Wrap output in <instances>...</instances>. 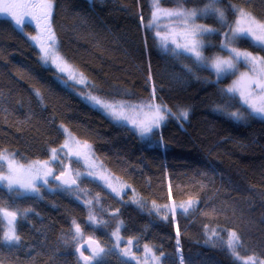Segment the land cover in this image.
Segmentation results:
<instances>
[{"label": "trees", "instance_id": "1", "mask_svg": "<svg viewBox=\"0 0 264 264\" xmlns=\"http://www.w3.org/2000/svg\"><path fill=\"white\" fill-rule=\"evenodd\" d=\"M51 2L56 48L87 82L73 84L45 66L22 31L31 27L19 28L0 15V153L10 152L25 164L44 160L62 143L64 126L90 144L105 170L127 189L117 197L88 178L71 187L78 193L42 188L40 196H20L0 186V207L17 213L13 222L20 237L16 245L2 242L0 215V263L85 264L77 248L86 237L97 247L112 248L111 233L119 221L120 235L152 246L162 264H180L181 257L183 264H240L226 249L228 231L239 237V255L264 261V120H234L217 110H241L238 99L224 90L230 76L209 81L210 70L190 56L164 51L146 25L154 0ZM205 3L159 0L163 8ZM217 7L225 12L226 24L214 16L198 19L219 30L205 36L212 43L204 50L209 56L227 53L223 34L237 9L264 21V0H219ZM236 46L264 57V47L249 39H238ZM85 94L131 103L155 97L174 115L143 139L89 105ZM182 110L188 111L187 120L176 118ZM190 200L193 209L167 214L168 219L154 208ZM90 213L96 224L88 221ZM74 222L85 238L80 244ZM83 255L90 258L88 251ZM105 256L95 264H121L116 253Z\"/></svg>", "mask_w": 264, "mask_h": 264}, {"label": "rangeland", "instance_id": "2", "mask_svg": "<svg viewBox=\"0 0 264 264\" xmlns=\"http://www.w3.org/2000/svg\"><path fill=\"white\" fill-rule=\"evenodd\" d=\"M30 2H32V0H0V15L10 17V19L15 23V19L20 18L24 12L35 11L34 9L24 7L26 3H30ZM155 2L156 0H154V4ZM154 4H153L154 12L152 14L151 20L146 25L148 26V28L153 29L156 40L158 41L159 46L164 51L169 52L174 55L184 54V55L190 56L191 60L194 62L195 65L200 66V67H205L208 70H210V72L212 73V77L208 78L209 81L218 82L224 79L225 77L230 76L229 82L224 85V90L230 96L238 99V102L241 106V110L236 109L233 111H228L222 107L217 108V110L220 109L219 111H221L223 114H226L232 119L234 118L230 114L235 112L240 117L239 121L241 120L244 121L247 117L250 116L249 113L251 112V108H249V106L244 103L245 98L249 100V103L255 104L257 107L264 105V90L257 88L255 83H250L249 80L242 79V76H241L242 73H248L249 77L254 76V74L250 71L249 65H246L244 62L241 61L237 64V67L232 71H228V72H225L219 75L216 73L215 69L211 66L213 60L216 57H220L221 59H228L230 53L226 49L227 53H222V54L216 53V54H212L211 56L207 55L204 50L206 47L212 45L211 42L205 39V36L208 34H206L203 38L204 46L201 49L203 57L206 58L205 60L197 61L196 57L192 53L187 52L184 49L183 45L187 43V40L185 39V36H184V31H185L184 21L180 17H176V16L169 17L165 13L168 11H182V10H191V9H199V8H191V9L185 8V7L163 8L159 6L160 10L157 11ZM9 13H12L14 15H10ZM251 16L253 17V15ZM253 18L258 23H264V21L262 20H258L255 17ZM23 19H24V25L28 24V26L31 27V31H27L24 28V25L22 27L21 26H18V27L22 29L24 28L22 31L27 35L31 43L38 49L42 63L44 64V58H46L48 61V66L53 67L58 73L65 75L68 78L69 82L76 84V85L86 84L87 81H86L85 76L80 71H78L74 66H72L67 61H65V59L59 54L56 48L55 37H54V41L49 40V36L53 35L52 32L45 33L44 30H42V27L44 26V24L40 23L39 26H37V21L32 20L29 16H24ZM198 19L199 17L195 19L196 24L203 25L209 28H213L211 26L204 24ZM238 19H240L239 12L236 11V17L233 23L231 24V26L229 27H233V28L236 27L235 22ZM241 26L247 27V24L243 23ZM226 32H229V28L227 29ZM32 37H36V39L33 40ZM223 38L225 42L226 37L224 34H223ZM237 40L230 43L229 48H237L238 50H240L236 46ZM249 40L252 43L258 45L254 40L252 39H249ZM177 45H181V47H177ZM251 54L253 56L261 57L260 54H256V53H251ZM58 65L59 67H64L66 70L60 71ZM256 78H259V77H256ZM229 88H235L236 91L230 93L227 91ZM242 92L244 93V96H241ZM92 97H96V96L91 95V94H85L84 96H82V98L89 105L96 108L98 111L104 114L109 120H111L112 122L116 124L124 125L130 128L136 135H138L140 138H143V139L147 138L150 135V133L142 137L140 127H138V125L147 123L152 118L153 113H152V110L148 107V105L150 104L151 105H162L157 102L155 97L151 101L146 102V103H131V102H124V101L109 102L99 97H96L100 101V103H97L95 100L92 99ZM104 105H111L112 108L104 107ZM114 113H119L120 114L119 118H117V115H115ZM255 119H259V118H255ZM234 120H237V119H234ZM162 124L163 122L161 123V125ZM160 126L158 128H154L153 130L159 129ZM62 130L64 133V138H63L62 143L58 147L53 148L50 151L48 158L44 160L31 161L25 164V163L19 162L15 158V156L10 152L5 151L3 152V154L10 158L14 166L18 167L21 178H27L31 176L35 179V183L39 187L40 193L42 191V188H46L49 190H60V189H63V187H66L67 189L68 188L71 189L70 192L72 193H78V190H76L75 188H71L69 184H67V186H61L60 184L55 183V179L53 178V177H56L57 174L62 173L63 170L67 166H69L71 169L73 179L77 183L82 178L92 179V180L99 182L101 185H103L109 192H111L115 196L121 197L122 194L126 191L127 186L123 182H121L119 179L112 176L108 171L105 170L100 160L96 158V156L93 154L91 145L85 141L78 139L66 127L63 126ZM53 150H55V153L53 152ZM53 155H55L56 157L55 159H53ZM8 163H9L8 160L0 161V164H2L3 166V171H0V176L7 175ZM74 163H79L81 168L75 167L73 165ZM49 170L51 171L52 175H46V173ZM44 181H47V183H44ZM52 182L54 184H52ZM0 186L7 189L4 186V184H0ZM113 189H115V191ZM18 191L20 192V194H17V191L15 192L17 195H20V196H23V195L40 196V194L35 195V194L25 193L22 189H19ZM74 197L79 202H82L88 205V203L82 200L81 196L76 195ZM187 202L188 201L177 203V202L170 201L168 204H166L169 207L175 208V211L171 213L170 215H173L177 211H181L179 209V205L187 204ZM192 202H193V206L191 209L195 207V202L194 201ZM156 208L160 209L159 212L156 210ZM156 208H155V211L162 215L169 214L162 206H157ZM88 221L93 224L97 223L96 218L90 221L89 216H88ZM2 222H3V236H4V234L9 231L10 225L8 223V220H6L5 218L2 219ZM75 225L77 224L76 223L74 224V227H73L74 232H75ZM12 227L15 228V234L17 235L14 222H13ZM117 227H119V233H118L119 241L117 240V236L113 235V233L116 232ZM121 227H122V222L119 221L115 229L112 231L113 233H111L113 245H112V248L110 249L114 248L115 249L114 253H116L117 255L119 253L120 255L118 256H120L121 258L133 264H162L161 263L162 256L156 253L152 246L147 245V244H140L134 238H123L120 235ZM215 233L218 234L217 231H215ZM225 233H226L225 243L228 244L229 240L231 239V233L233 232L228 231ZM76 237L78 238V240H81L79 244L85 240L81 231L79 232V234H76ZM89 238L90 237H86V239H89ZM16 244H11V245H16ZM6 245H9V244H6ZM145 246H147L148 249H151V251L147 252ZM101 248L102 246L97 247L95 250L89 251V256H90L89 261L88 262L83 261V262L85 264H95L96 262H98L97 260L92 259V256L95 252H97ZM102 249H104V253L102 254L103 259H104L106 257L105 255L108 254L109 249L108 248L106 249L102 248ZM123 253H127V256H123L122 255ZM233 256L240 264H244V262L248 261L249 258H253L256 261V264H262V262H264L262 259H259L255 256L243 257L239 255L237 251H235ZM153 257H157L158 259H155Z\"/></svg>", "mask_w": 264, "mask_h": 264}, {"label": "snow or ice", "instance_id": "3", "mask_svg": "<svg viewBox=\"0 0 264 264\" xmlns=\"http://www.w3.org/2000/svg\"><path fill=\"white\" fill-rule=\"evenodd\" d=\"M219 3V0H206V3L204 4V7L199 9H191V10H182V11H168L165 14L169 17H180L184 21L185 25V31L184 36L187 40V43L183 45L184 49L187 52L192 53L197 61H203L206 58L203 57L201 49L203 48V38L206 34H213L218 32L219 30L216 28H209L205 27L203 25H198L195 23V19L197 17H209L214 16L216 17L222 24H226L225 19V12L217 7V4ZM154 6L156 7L157 11H159V0H156ZM26 8L34 9L35 11L31 12H24L20 18L15 19V23L17 26H23L24 25V16H29L32 20L37 21V26H39L40 22L42 21L44 24L45 31H48L51 33V26H50V17L52 14V2L51 0H32L30 3H26L24 5ZM236 11L239 12V17L235 23L236 27H229V32H225L224 35L226 37V41L222 44V48L227 49L230 53L228 59H221L220 57H216L212 62V67L215 69L216 73L222 74L228 71H232L237 67V64L239 62H244L246 65L250 66V71L254 74L253 77H249L248 73H242V79H247L250 81V83H255L257 88H260L264 90V57H258L253 56L250 52L247 51H240L237 48H229V44L237 39H252L254 40L259 46L264 47V23H258L251 14L245 12L243 9H237ZM10 15H14L12 13H9ZM155 15V13H154ZM243 23L247 24V27L241 26ZM33 40L36 39V37H32ZM50 41H54V36H49ZM177 47H181V45H177ZM44 64L45 66H48V61L46 58H44ZM59 67V65H58ZM60 71H65L66 69L64 67H59ZM259 77V78H256ZM228 92H234L236 91L235 88H229L227 90ZM37 96H40V93L37 92ZM241 96H244V93H241ZM93 100H95L97 103H100V101L96 97H92ZM244 103L251 108V112L249 113L252 118H259L261 120H264V105L257 107L255 104L249 103V100L245 98ZM104 107L112 108L111 105H104ZM123 107V106H121ZM148 107L152 110V118L147 122L138 125L140 127L141 136H146L147 134L151 133L154 128H158L162 122H164L167 118V116L174 115L167 106L163 105H148ZM117 115V118H119V113H114ZM234 119L239 120L240 117L237 115V113L233 112L230 114ZM177 119H184L187 120L188 118V111L182 110L180 112V116L176 117ZM55 153V150H53ZM55 155H53V159H55ZM8 160V168H7V175L0 176V184H4V186L7 188L9 192L17 191V194H20L18 191L19 189H22L25 193L35 194L39 195V187L35 183V179L31 176L27 178H21L19 174V169L17 166H14L11 162L10 158L5 156L3 153H0V161ZM0 171H3V166L0 164ZM46 175H52L51 171L49 170ZM54 179H59V177H53ZM44 183H47V181H44ZM68 182L65 181V184ZM72 184H75V181L73 180L71 182ZM115 191V189H113ZM193 202L190 200L187 202V204H181L179 205V209L181 210V213H188L189 210L192 208ZM167 213L171 214L175 211L174 207H169L168 205L162 206ZM154 208H156L154 204ZM156 210L159 212V208H156ZM0 215L3 217H12L11 220L8 221L10 225V229L7 233L4 234L2 237V242L5 244H16L19 243L20 237L15 234V228L12 227L13 221L16 218L17 213L15 212H9L5 210L4 208L0 207ZM164 219H168V215H165L163 217ZM95 217L89 215V220H94ZM75 224V222H74ZM80 228L79 225H75V233L79 234ZM119 227H117V230L113 235L117 236V240L119 241ZM177 234H179V229H177ZM179 239H177V246L179 247ZM223 243V241H221ZM239 246V237L236 235L235 232L231 233V239L229 240L228 244L226 245V249L231 251L233 254L236 251V248ZM146 251L150 252L151 249H148L147 246H145ZM115 249H109V252H114ZM104 253V249H99L97 252H95L92 256V259L94 260H102ZM118 255H120L118 253ZM123 256H127V253H123ZM81 256H83V252H81ZM86 261L89 259L88 257H83ZM155 259H158L157 257H153ZM121 264H128V261L125 259H121ZM180 264H183V258L181 257ZM244 264H256V261L253 258H249L248 261L244 262ZM264 264V262H262Z\"/></svg>", "mask_w": 264, "mask_h": 264}, {"label": "water", "instance_id": "4", "mask_svg": "<svg viewBox=\"0 0 264 264\" xmlns=\"http://www.w3.org/2000/svg\"><path fill=\"white\" fill-rule=\"evenodd\" d=\"M59 179H55V182L57 184H60L61 186H66L67 184H65V181L69 182L71 187H76L77 186V182L73 179L72 173H71V169L69 166H67L65 168V170L60 173L58 176ZM75 181V184H72V181ZM6 220H11L12 217H4ZM98 246V242L91 238L88 240H85L78 248H77V253L79 254L80 258L84 259L83 257H87V256H81V252H83V250L88 251V250H95ZM89 258V257H88ZM89 260V259H88Z\"/></svg>", "mask_w": 264, "mask_h": 264}, {"label": "flooded vegetation", "instance_id": "5", "mask_svg": "<svg viewBox=\"0 0 264 264\" xmlns=\"http://www.w3.org/2000/svg\"><path fill=\"white\" fill-rule=\"evenodd\" d=\"M64 170H65V169H64ZM64 170H63V171H64ZM59 174H60V173H59ZM59 174H57V175H59ZM57 175H56V176H57ZM68 184H69V182H68ZM89 251H90V250H88V253H89Z\"/></svg>", "mask_w": 264, "mask_h": 264}]
</instances>
